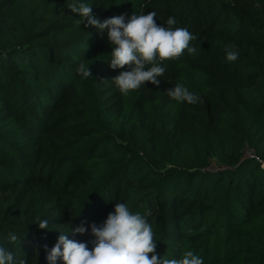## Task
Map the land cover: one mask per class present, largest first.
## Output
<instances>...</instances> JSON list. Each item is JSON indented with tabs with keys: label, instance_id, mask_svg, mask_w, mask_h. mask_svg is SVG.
<instances>
[{
	"label": "trees",
	"instance_id": "trees-1",
	"mask_svg": "<svg viewBox=\"0 0 264 264\" xmlns=\"http://www.w3.org/2000/svg\"><path fill=\"white\" fill-rule=\"evenodd\" d=\"M89 2L101 22L173 16L195 51L165 61L159 85L122 95L112 78L127 66L109 67L107 30L79 29L70 0H0V245L17 264H47L57 231L100 225L124 202L151 210L164 258L264 264V0ZM81 62L91 78L77 75ZM177 83L200 101L170 98Z\"/></svg>",
	"mask_w": 264,
	"mask_h": 264
},
{
	"label": "clouds",
	"instance_id": "clouds-1",
	"mask_svg": "<svg viewBox=\"0 0 264 264\" xmlns=\"http://www.w3.org/2000/svg\"><path fill=\"white\" fill-rule=\"evenodd\" d=\"M94 4L101 5L89 0H70L66 8L78 14L79 18L75 19L78 27L83 23L85 27L92 26L98 31L107 30V42L111 48L109 67L115 70L127 66L112 78L122 95L145 87V82L159 85L158 77L164 75L167 67L165 61L178 59L185 51H195L190 42L196 40L197 36L186 27H176L178 21L173 16H169L163 25L156 23L155 11L132 13L127 18L121 14L101 22L92 14ZM239 56V49L233 47L226 50L225 61L235 62ZM89 64L79 63L77 75L83 79L91 78ZM166 91L177 103L195 105L200 101L198 94L181 83ZM150 212V209L132 211L127 203L118 202L114 203L113 210L100 225L91 223L87 228L81 225L63 232L57 231L60 234L51 249L44 246L47 264H56L57 260L62 264H204L203 257L192 250L185 251L180 259L159 255L156 252L158 240L148 221ZM49 221L40 218L32 223L38 229L50 230ZM69 230L81 235L87 231L94 239L90 242L68 239L65 233ZM17 239L14 232L9 233L10 242ZM0 264H17L13 252L3 245H0ZM18 264H27V261L21 259Z\"/></svg>",
	"mask_w": 264,
	"mask_h": 264
},
{
	"label": "rangeland",
	"instance_id": "rangeland-1",
	"mask_svg": "<svg viewBox=\"0 0 264 264\" xmlns=\"http://www.w3.org/2000/svg\"><path fill=\"white\" fill-rule=\"evenodd\" d=\"M31 197H42L41 195H31ZM33 200V205L31 204V210H34V208L36 207V209H39L40 211L43 210V208L45 207L44 203L38 202L37 199H32ZM38 205V207H37Z\"/></svg>",
	"mask_w": 264,
	"mask_h": 264
}]
</instances>
